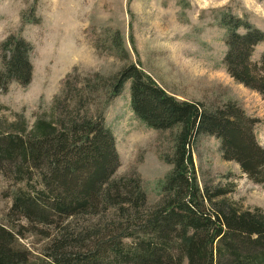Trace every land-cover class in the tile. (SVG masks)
<instances>
[{
    "label": "trees",
    "instance_id": "trees-1",
    "mask_svg": "<svg viewBox=\"0 0 264 264\" xmlns=\"http://www.w3.org/2000/svg\"><path fill=\"white\" fill-rule=\"evenodd\" d=\"M34 12L23 13L22 20L38 22ZM219 24L225 29L226 72L264 102V52L258 61L251 58L264 44V31L231 14H223ZM112 41L119 48L117 35ZM1 50L0 90L12 81L27 85L31 46L10 36ZM122 53L127 58L123 48ZM75 71L54 97L51 117L36 119L30 130L24 122H0V170L27 188L14 193L8 216L30 225L16 231L0 225V264H264V212L229 202L225 189L200 186L192 159L198 136L215 137L222 158L264 188V148L254 133L258 120L233 102L177 100L134 62L104 79H79ZM126 83L140 122L175 131L173 154L166 158L172 168L154 205L147 204L138 175L114 177L118 155L104 110ZM79 217L95 221L73 232L71 222ZM52 223L63 232L46 259L31 262L18 241L22 230L42 232L38 225Z\"/></svg>",
    "mask_w": 264,
    "mask_h": 264
},
{
    "label": "rangeland",
    "instance_id": "rangeland-1",
    "mask_svg": "<svg viewBox=\"0 0 264 264\" xmlns=\"http://www.w3.org/2000/svg\"><path fill=\"white\" fill-rule=\"evenodd\" d=\"M32 8L38 22L26 23L22 15L30 16ZM223 14L264 31V0H0V70L1 45L10 36L31 46L32 65L27 85L12 81L6 91L0 90V122L22 126L24 122L30 130L36 119L51 117L53 99L74 69L79 79L95 74L104 79L134 62L177 100L206 106L236 103L258 120L254 133L264 148V102L258 93L233 80L223 65L225 29L219 24ZM114 35L119 48L112 45ZM263 52L261 43L254 48L252 60L258 61ZM104 118L118 155L114 177L138 175L147 204L154 205L172 168L166 158L173 154L175 131L147 127L134 116L129 83L110 100ZM192 159L200 186L225 189L229 202L264 212V188L249 180L236 163L222 158L215 137L198 136ZM19 189L27 190L24 183H16L0 170V225L15 231L18 225L30 227L27 221L8 216ZM94 221L79 217L69 229L77 232ZM62 225H38L42 232L22 230L18 241L31 262L46 259L51 243L63 232Z\"/></svg>",
    "mask_w": 264,
    "mask_h": 264
}]
</instances>
